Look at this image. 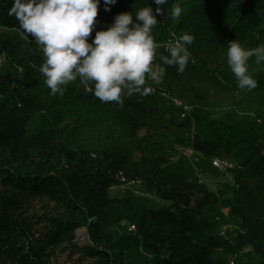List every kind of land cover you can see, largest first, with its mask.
<instances>
[{"label": "trees", "instance_id": "trees-1", "mask_svg": "<svg viewBox=\"0 0 264 264\" xmlns=\"http://www.w3.org/2000/svg\"><path fill=\"white\" fill-rule=\"evenodd\" d=\"M176 2L183 11L173 20ZM12 4L0 0V57L17 71L16 76L0 75V264H60L62 253L78 254L74 264H130L124 256L132 249L149 252L140 264H238L244 250L246 257L264 264V133L247 121L213 117L205 91L238 90L227 44L235 39L248 49L264 44V0H168L160 5L164 14L157 15L152 34L159 45L156 63L166 69L163 82L149 80L151 93L125 96L122 107L101 103L79 78L51 94L39 71L43 53L10 34L24 33L8 15ZM145 6L155 13L154 0H117L110 11L100 0L89 43L120 13L132 12L137 22L135 13ZM186 33L194 42L186 45L189 62L179 74L160 57L168 55L163 45ZM248 68L258 86L240 89L249 94L241 99L262 104L264 62L252 57ZM89 87L94 89V83ZM166 107L180 108L179 115ZM157 138L166 146L156 144ZM114 145L139 152L135 165L114 154ZM165 147L231 161L236 167L231 199L186 173L165 171L170 163L160 155ZM117 172L124 173V183L141 177L144 192L164 205L153 209L140 197L110 198L108 188L119 184ZM147 173L175 178L191 196L179 195L166 181L147 179ZM50 203L58 207L49 208ZM216 208L238 222L234 241L210 219ZM121 225L125 232L114 236ZM130 226L134 231L128 233ZM80 228L87 232L83 246L72 242ZM216 252L227 258L214 259Z\"/></svg>", "mask_w": 264, "mask_h": 264}, {"label": "clouds", "instance_id": "clouds-1", "mask_svg": "<svg viewBox=\"0 0 264 264\" xmlns=\"http://www.w3.org/2000/svg\"><path fill=\"white\" fill-rule=\"evenodd\" d=\"M105 11L117 0H104ZM155 13L150 6L138 9L133 22L132 12L115 16L106 30L95 32L100 0H13L8 15L14 16L20 29L41 46L44 61L39 68L44 83L55 95L63 86L78 78L86 90L93 92L101 103L121 107L125 96L148 95L154 84L163 82L166 69L156 63L157 49L152 34L158 24L157 15H163L160 5L168 0H154ZM179 4L171 6V18L182 14ZM194 36L184 34L168 45V55L161 56L163 65L174 66L183 74L189 62L186 45ZM264 62V44L245 48L238 40L227 44V63L238 81V87L252 91L258 82L249 72L248 61ZM94 83V89L89 83Z\"/></svg>", "mask_w": 264, "mask_h": 264}, {"label": "rangeland", "instance_id": "rangeland-1", "mask_svg": "<svg viewBox=\"0 0 264 264\" xmlns=\"http://www.w3.org/2000/svg\"><path fill=\"white\" fill-rule=\"evenodd\" d=\"M191 1L186 2L189 4ZM177 4V2H176ZM241 10L244 11V8ZM2 32V31H1ZM7 33V32H6ZM153 33V32H152ZM11 35H17V37L23 42L24 46H32V41L34 40L32 37L27 36L24 33L18 34L15 31L10 32ZM154 34V33H153ZM156 35V34H154ZM171 37H173L171 35ZM173 40L172 42H174ZM169 44L163 45L165 48L168 47ZM220 55L224 57V53L219 51ZM9 72L11 75L16 76L17 71L12 69L7 63L4 61L2 57H0V75ZM91 83V82H90ZM209 99L208 106L209 110L212 113L213 117L221 118L223 116H228L233 119L243 120L250 122L258 127L261 130H257L260 133H264V102L262 104H257L254 102H246L241 99L243 96L249 95L244 90H222L219 92H214L210 89L205 90ZM242 91V93H240ZM168 110L172 111L174 116L177 117L180 113V108L178 107H166ZM156 144H164L162 140L155 139L154 141ZM117 144V143H115ZM165 145V144H164ZM166 146V145H165ZM118 157H124L126 160L132 163L131 166L135 165L136 157L139 155V152L136 151H127L125 148L114 145V149L112 151ZM155 153V152H154ZM158 154V153H155ZM148 156H153L152 153H146ZM160 155L168 158L170 160L169 165L164 168L170 174L174 173H186L189 177L193 180H200L205 183L211 190H221L224 194L225 199H231V189L234 185L233 180L236 173V167L233 163L229 160L228 168L225 171H219L212 167L211 162L212 160L203 158L200 155H195L192 152L174 149L172 147H165V151L160 153ZM110 160H114L112 155H109ZM226 160V159H225ZM115 164V161H113ZM123 167H116L117 170H121ZM132 170V169H131ZM119 184L117 186L109 187L107 192L110 198H133V197H140L145 199L147 206L158 209L164 205V203L157 201L152 195L147 194L144 192V188L142 186V178L139 177L133 183H124L126 182V178L124 173L121 174L117 172L115 174ZM147 179H152L157 183L160 184H171L175 187L179 195L182 196H191V194L185 191L184 188L180 187L177 183L175 178L173 177H165L162 175L153 177L149 173L146 174ZM47 201H45L46 203ZM44 204V203H43ZM58 207L54 203L49 204V208H56ZM210 219L213 220L218 228L226 226L227 228L221 230L223 235L230 241H234L235 236L238 232L239 224L238 222H232L227 217V212H225L221 208H216L213 215L210 216ZM129 228H133L130 226ZM124 226H118L115 229V235H120L124 233ZM74 239L73 244H77L78 246H83L87 243V232L84 228H80L74 232ZM63 246L59 245L56 249V258L60 254ZM247 251H243L238 254L236 261L238 264H256L255 260L249 259L250 256L246 257ZM78 254H74L71 258L69 257L68 253H62L58 257V262L60 264H74L78 260ZM150 257L148 251L144 249H132L125 253L124 260L130 264H140L141 262L147 260ZM213 258H221L226 259L227 256L223 253L216 252L213 255Z\"/></svg>", "mask_w": 264, "mask_h": 264}, {"label": "built area", "instance_id": "built-area-1", "mask_svg": "<svg viewBox=\"0 0 264 264\" xmlns=\"http://www.w3.org/2000/svg\"><path fill=\"white\" fill-rule=\"evenodd\" d=\"M33 45L36 46L42 52V48H40L34 40H33ZM211 165L214 169L219 171H225L229 166L227 160H221V159H212ZM226 228H227L226 226H223L221 230H224ZM133 231L134 228L127 229L128 233H131ZM230 264H232V262Z\"/></svg>", "mask_w": 264, "mask_h": 264}, {"label": "bare ground", "instance_id": "bare-ground-1", "mask_svg": "<svg viewBox=\"0 0 264 264\" xmlns=\"http://www.w3.org/2000/svg\"><path fill=\"white\" fill-rule=\"evenodd\" d=\"M32 44H33V41H32ZM38 45V44H37ZM40 48H41V46L40 45H38Z\"/></svg>", "mask_w": 264, "mask_h": 264}]
</instances>
